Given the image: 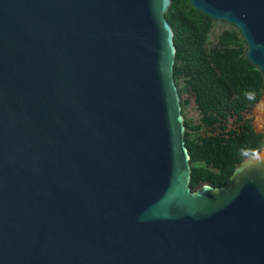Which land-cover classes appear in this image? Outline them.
Wrapping results in <instances>:
<instances>
[{
  "label": "water",
  "instance_id": "obj_1",
  "mask_svg": "<svg viewBox=\"0 0 264 264\" xmlns=\"http://www.w3.org/2000/svg\"><path fill=\"white\" fill-rule=\"evenodd\" d=\"M187 1L264 91V0ZM169 4L0 0V264H264V151L188 187Z\"/></svg>",
  "mask_w": 264,
  "mask_h": 264
},
{
  "label": "trees",
  "instance_id": "obj_2",
  "mask_svg": "<svg viewBox=\"0 0 264 264\" xmlns=\"http://www.w3.org/2000/svg\"><path fill=\"white\" fill-rule=\"evenodd\" d=\"M164 18L172 32L173 83L183 119L191 191L221 187L242 159L264 148V130L254 133L246 112L262 94L259 72L244 58L245 45L234 27L210 20L187 0H169ZM216 25L222 26L215 30ZM197 113L196 124L184 120L187 99ZM225 154L217 171L207 158Z\"/></svg>",
  "mask_w": 264,
  "mask_h": 264
},
{
  "label": "rangeland",
  "instance_id": "obj_3",
  "mask_svg": "<svg viewBox=\"0 0 264 264\" xmlns=\"http://www.w3.org/2000/svg\"><path fill=\"white\" fill-rule=\"evenodd\" d=\"M221 27L222 26L220 25H216L215 30H218ZM183 98L187 99V107L184 120L190 124H196L197 113L194 110L192 98L186 96H184ZM245 118L251 119V126L254 133H260L264 130V91L259 102L246 112ZM260 151H264V149ZM226 159L227 156L225 154L209 156L207 158V170L217 171L225 163Z\"/></svg>",
  "mask_w": 264,
  "mask_h": 264
}]
</instances>
